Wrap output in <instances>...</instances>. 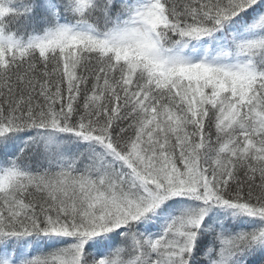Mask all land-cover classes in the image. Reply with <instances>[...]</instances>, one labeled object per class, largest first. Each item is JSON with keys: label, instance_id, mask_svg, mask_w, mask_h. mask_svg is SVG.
I'll use <instances>...</instances> for the list:
<instances>
[{"label": "snow or ice", "instance_id": "obj_1", "mask_svg": "<svg viewBox=\"0 0 264 264\" xmlns=\"http://www.w3.org/2000/svg\"><path fill=\"white\" fill-rule=\"evenodd\" d=\"M0 264H264V0H0Z\"/></svg>", "mask_w": 264, "mask_h": 264}]
</instances>
